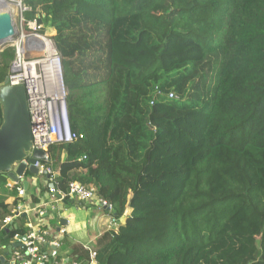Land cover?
Instances as JSON below:
<instances>
[{
  "label": "trees",
  "instance_id": "1",
  "mask_svg": "<svg viewBox=\"0 0 264 264\" xmlns=\"http://www.w3.org/2000/svg\"><path fill=\"white\" fill-rule=\"evenodd\" d=\"M24 5L60 54L77 135L50 148L54 185L96 187L117 220L91 246L98 264H264V0ZM15 54H0V85ZM160 110L199 117L198 138L156 129ZM177 147L191 167L158 177L154 155ZM10 214L0 201L2 246L27 233L23 216L2 228Z\"/></svg>",
  "mask_w": 264,
  "mask_h": 264
},
{
  "label": "built area",
  "instance_id": "2",
  "mask_svg": "<svg viewBox=\"0 0 264 264\" xmlns=\"http://www.w3.org/2000/svg\"><path fill=\"white\" fill-rule=\"evenodd\" d=\"M19 4L21 24H27V29H22L19 37L13 42L16 54L11 62L8 76L9 84L12 86H23L28 101V108L32 124V151L28 153L31 157L35 150L46 153L44 161L37 160L34 166L38 168L39 175L45 177L48 193L55 202L66 201V197L77 200L80 203L98 201L108 211L112 206L100 198L97 189L79 181L71 182L66 193L58 190L54 181L57 173L49 163L50 148L63 142H72L77 135L71 131L69 113L66 102L67 89L64 84L60 54L58 53L53 39L41 32L44 24L39 23V15L33 19L25 18V12L30 8L24 5V0H7ZM18 183L10 182L12 188ZM26 188L17 186V194L26 196ZM27 213L24 204L19 203L11 211L4 221L2 228L13 226L15 219ZM110 227L116 226L115 217H109ZM65 229L60 231L63 236ZM47 230L31 229L24 235L16 234L12 243L19 242L22 245L13 249L10 258L14 264H59L54 260L52 251L62 246L59 238H48ZM22 236L26 239L23 241ZM90 252V264H98L97 251L86 247ZM3 249L0 243V252ZM1 264V263H0Z\"/></svg>",
  "mask_w": 264,
  "mask_h": 264
},
{
  "label": "crops",
  "instance_id": "3",
  "mask_svg": "<svg viewBox=\"0 0 264 264\" xmlns=\"http://www.w3.org/2000/svg\"><path fill=\"white\" fill-rule=\"evenodd\" d=\"M28 181L26 188L22 182L18 183L26 188V196L20 197L9 188L0 187V201L9 205L11 211L19 203L24 204L27 213L25 227L27 232L31 226L35 229L47 230L48 238H60L62 246L52 251L54 260L59 264H90V252L86 247L96 244L97 239L110 228L107 209L98 201L80 203L77 200L55 202L47 190L45 177L25 173L24 179ZM7 183L8 182L7 180ZM17 201L16 205L14 203ZM66 230L62 236L60 231ZM8 245H3L1 250L5 256L4 264H12ZM6 252V253H5ZM1 263V259H0ZM2 264V263H1ZM14 264V262H13Z\"/></svg>",
  "mask_w": 264,
  "mask_h": 264
},
{
  "label": "water",
  "instance_id": "4",
  "mask_svg": "<svg viewBox=\"0 0 264 264\" xmlns=\"http://www.w3.org/2000/svg\"><path fill=\"white\" fill-rule=\"evenodd\" d=\"M19 33L16 26L11 23L0 25V54L6 47L13 45ZM0 105L3 113V122L0 126V174L4 175L8 182H22L27 188L28 181L23 180L25 173L30 172L39 176V170L34 163L37 160L44 161L46 153L42 150H35L31 157H28V153L32 151L33 138L24 87L12 86L6 78L0 85ZM25 239L26 237L22 236V240ZM21 245L19 242L12 243L8 252L5 253H11L14 248ZM0 259L4 264L5 256L2 252H0Z\"/></svg>",
  "mask_w": 264,
  "mask_h": 264
},
{
  "label": "rangeland",
  "instance_id": "5",
  "mask_svg": "<svg viewBox=\"0 0 264 264\" xmlns=\"http://www.w3.org/2000/svg\"><path fill=\"white\" fill-rule=\"evenodd\" d=\"M2 0H0L1 2ZM4 2L8 3L11 5V7H14L15 9V16H14V21L16 24V28L19 32H21L22 29L26 30L27 29V24L26 22H24V25L21 24V15H20V9H18L17 4L13 1H7L4 0ZM25 18L29 19V14H27V12H25ZM158 114L162 117L161 119V123H158L155 125L156 129L160 128L162 130L167 131L169 129V131H171V134H174L175 130L174 128H183L184 125H192L193 130L196 132V136H194V139L198 138L200 129H201V125H202V121L200 119H198L199 117L196 116H192V115H185L183 113H179V112H171L169 110H160L158 112ZM194 120H198L195 124H194ZM183 141H181L180 143V147ZM168 148V147H167ZM161 149L160 152H158L157 154L154 155V160L156 162H154V170L156 171V174L158 177H160L164 172V170H166V168L171 169L174 167H181L183 169H185L186 171L189 170V167H191L192 162H188L186 160V158L184 156L178 155L179 154V147L170 150V149ZM182 148L184 150V144L182 145ZM168 150H170L169 152H167ZM182 150V151H183ZM181 151V152H182ZM194 152H197V150H194ZM176 155H178L176 157ZM176 158L179 160V164L177 163ZM158 159V160H157ZM158 165V166H157ZM158 168V169H157ZM169 172V171H168ZM39 178H43L44 176L39 175ZM162 186H165V183H161ZM177 183H175V185H170V188H172L174 190V188H176Z\"/></svg>",
  "mask_w": 264,
  "mask_h": 264
},
{
  "label": "bare ground",
  "instance_id": "6",
  "mask_svg": "<svg viewBox=\"0 0 264 264\" xmlns=\"http://www.w3.org/2000/svg\"><path fill=\"white\" fill-rule=\"evenodd\" d=\"M17 7L19 9V4H17ZM14 16H15L14 7H11L10 4L2 0L0 2V25L11 23L14 26H16L15 21H14Z\"/></svg>",
  "mask_w": 264,
  "mask_h": 264
}]
</instances>
